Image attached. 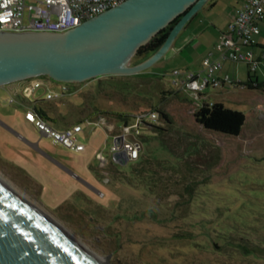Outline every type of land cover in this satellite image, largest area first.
<instances>
[{"label":"rangeland","instance_id":"rangeland-1","mask_svg":"<svg viewBox=\"0 0 264 264\" xmlns=\"http://www.w3.org/2000/svg\"><path fill=\"white\" fill-rule=\"evenodd\" d=\"M235 5L236 0H217L212 13L223 15ZM160 62L136 74L78 83L82 85L78 93L76 84L68 83L71 94L46 102L48 109H58V120L70 124L84 121L93 110L164 112L170 122L160 115L156 126L161 129L142 131L146 140L142 153L158 157L161 164L154 166L165 173L161 177L157 173L161 181L156 191L140 182L133 162L120 165L110 160L101 182L73 170L75 165H90L94 173L101 170L95 147L110 157V137L101 126L78 136L86 145L81 154L31 132L39 149L61 160L65 169H56L59 176L46 173L49 164L33 152L36 169L12 160L4 151L13 148L0 134V174L105 264H264V103L259 99L264 91L237 88L220 94L207 88L208 102L221 101L245 116V134H209L194 126V107L172 84L177 79L174 64L162 67ZM239 64L236 80H245V63ZM256 72L264 79L261 68ZM8 98L0 86V120L8 121L20 107ZM183 130L187 134H180Z\"/></svg>","mask_w":264,"mask_h":264},{"label":"water","instance_id":"water-1","mask_svg":"<svg viewBox=\"0 0 264 264\" xmlns=\"http://www.w3.org/2000/svg\"><path fill=\"white\" fill-rule=\"evenodd\" d=\"M208 0H124L62 33L0 31V86L46 76L78 84L131 75L160 60ZM162 45L129 65L137 50L178 17ZM115 162L127 163L122 152ZM0 264H98L0 174Z\"/></svg>","mask_w":264,"mask_h":264},{"label":"built area","instance_id":"built-area-1","mask_svg":"<svg viewBox=\"0 0 264 264\" xmlns=\"http://www.w3.org/2000/svg\"><path fill=\"white\" fill-rule=\"evenodd\" d=\"M123 1L0 0V31L62 33ZM263 18L264 0H242V4L235 10L227 31L220 35L214 45L217 55L213 56L212 52H209L195 70L172 71L173 75L177 76L181 89L199 102L207 88L237 87V81L230 75L218 74L225 61L233 64L245 63L248 71L253 74L261 68L264 74V50L255 52L256 37L259 34L258 24ZM39 88L45 91V101L60 99L69 92L68 83L38 76L25 79L16 94L21 98L36 101L38 100L36 91ZM8 101H15L14 96L9 95ZM24 118L33 125L41 137L52 139L72 151H82L85 148L84 143L78 139L83 133L84 126L105 125L106 134L110 137L108 154L111 161L116 163L113 154L122 152L129 163L138 158L142 148L143 123H155L157 114L153 111L135 113L130 121L120 124L109 122L99 116L62 129L53 127L48 120L37 115L33 106L27 108ZM95 159L99 163V168L103 170L107 164L105 154L97 151Z\"/></svg>","mask_w":264,"mask_h":264},{"label":"crops","instance_id":"crops-1","mask_svg":"<svg viewBox=\"0 0 264 264\" xmlns=\"http://www.w3.org/2000/svg\"><path fill=\"white\" fill-rule=\"evenodd\" d=\"M217 0H208L202 9L198 11L196 14H194L191 19L185 24L183 29L178 33L176 38L174 39L171 47L168 49L166 54L160 59L161 66L163 67V63H173L174 66L172 69H180L182 71L186 70H195L199 67L201 64L203 58L208 55L209 52H212L213 56L217 55L216 50L214 49L215 43L218 41L220 35L227 31L229 24L231 23L235 10L242 4V0H236V5L233 6L230 10H228L226 13L221 15L222 13L215 14L212 13L213 8L216 6ZM212 14V15H211ZM211 15L212 17L209 18L208 16ZM259 34L256 37L257 40V46L255 48V52H259L260 50L264 49V18L259 22ZM158 60V61H160ZM246 66V64H245ZM171 69V70H172ZM246 78L248 75V69L246 66ZM240 64H233L229 61H225L223 63V68L221 71L218 72L219 75L222 74H228L230 75L235 81L243 82L246 80H236V77H240ZM251 75H254V79L257 80L258 83H264V79H261L260 76L257 75V72L255 74L250 73ZM177 78V77H175ZM25 80L13 82L10 84H6L3 86V88L7 91L8 95H13L15 98V101L19 104V109L16 111L15 116L10 117L8 121L0 120V134L4 138L6 143L10 144V147L13 149H6L4 153L9 155L12 160L19 163L20 165L23 164L25 166L26 163L28 164H36V160L32 158L31 152H33L36 156L40 157L43 162H46L47 167L46 173H52L56 176H59V173L56 172V169H60V167H63L61 165V160L57 158H53L49 155H47L45 152H43L38 147L37 141L32 138V131L38 132L32 124H30L25 118L24 114L28 107H31L33 105L39 106L38 103H35V100L31 99H24L21 98L16 92L18 89L24 84ZM173 85L177 86V88H181L178 78L175 81H171ZM74 88L77 90L76 93H78V90H81L82 85L76 84ZM243 89L244 87L237 86V87H221V88H215L216 90H219V93L222 94L223 90L230 91L231 89ZM214 90V89H213ZM264 89L262 90V92ZM44 89L39 88L36 91V98L43 100V102H47L44 100ZM71 94V91L67 94H65L61 99L63 100L66 95ZM207 96L205 91L202 93L200 100L201 101H207ZM264 103V95L263 98H259ZM216 102V101H214ZM221 102V101H219ZM222 103V102H221ZM261 105V104H260ZM44 109V106H42ZM45 113L53 119L52 121H49L53 127L57 129H62L67 126L72 125L73 123H65L64 120H58L59 111L58 109L49 107V109L44 110ZM95 112H99V110H93V113L90 115L85 116L84 119H96L99 115ZM107 113V112H106ZM110 117V116H109ZM83 120V119H82ZM82 120H78L81 121ZM73 121V120H72ZM115 123V122H114ZM86 130V132L89 131V133H93L95 131V126H84L83 132ZM104 131L106 134V127L105 125H101V131ZM103 132V133H104ZM107 136V134H106ZM51 140V139H50ZM53 141V140H52ZM56 145L67 149L57 142L53 141ZM106 143H104L103 147ZM85 145V144H84ZM86 145L84 150L82 151H72L76 154H81L85 152ZM100 151L99 147H95L93 150V153ZM25 155L28 156L24 159H22L20 156ZM107 157V164L106 167L111 160L110 157ZM110 158V159H109ZM96 160V159H95ZM32 169H36L37 165H33ZM64 168V167H63ZM65 169V168H64ZM92 167L89 165L88 167H84L82 165H75L74 171H76L80 176L84 178H91V179H97L98 181H103V176L108 173V171L100 170L98 172H93ZM99 170V168H98ZM32 171V170H31ZM72 174V172H70ZM34 175L37 177H40L38 174L35 173ZM73 175V174H72ZM69 176V175H68ZM80 181L86 183L84 180L80 179V177H76ZM94 179V180H95ZM85 196V194H81Z\"/></svg>","mask_w":264,"mask_h":264},{"label":"trees","instance_id":"trees-1","mask_svg":"<svg viewBox=\"0 0 264 264\" xmlns=\"http://www.w3.org/2000/svg\"><path fill=\"white\" fill-rule=\"evenodd\" d=\"M182 15L183 13L180 14L175 19H173L170 22V24H168L163 29H161L155 36H153L147 43L142 45L137 50L136 54L134 55L135 58L134 64H137L142 60H144L145 58H147L148 56H150L162 45L167 35L169 34L171 28L177 23V21ZM109 76H114V75H109ZM254 77L255 76L251 75L250 72L248 71V75L245 81L243 82L237 81L238 86H242L250 90L262 91L264 89V83H258L257 80L254 79ZM185 98L187 101H189L191 106L194 107L193 112L191 114L192 123L194 124V126H197L201 130H203V132L213 135L224 134L229 136H238L241 134H245V129L242 130L243 125L245 123V116L242 112L225 107L223 103L219 101L208 102V101L200 100L199 102H197L191 97H189L187 93ZM35 103L39 104L38 107L33 105V109L35 113L39 116H42L44 119L48 121H52L53 119H51L44 111L48 109V106L50 105L46 104V102H43V100L40 99L36 100ZM42 106H44V109L42 108ZM148 111L156 112L157 119L155 123H143V131L145 133H152L156 129L158 130L161 129L160 127L156 126V123L159 121L160 115L166 122H170V120L168 119L167 115L164 112L157 111L155 108ZM140 112H145V111H138L136 113H140ZM95 113L101 117H104L107 121L115 122V123L116 122L127 123L128 121H130L131 116L134 115V114H122V113H106L104 111H99ZM80 122L81 121H77L73 124H77ZM145 133H142L141 135L142 148L140 150L138 158L132 164V169L134 174L135 173L138 174L137 178L140 180V182L144 181V183H147L149 187L155 188V186L158 185L159 182L161 181V178L159 179L157 177V173L159 174L160 177L162 175L164 176L165 173H160V170L156 166H154L155 162L160 163L158 157H156L155 155L149 156L146 153L145 154L142 153L143 144L146 141L144 138ZM153 133H155V131ZM180 134H187V132L183 130L182 133ZM170 152L168 154L170 155L173 154L174 156L172 155V157L177 158L175 152L173 153ZM165 163L167 162L165 161ZM162 170L163 172H165L167 169L163 168ZM135 183L137 184L138 182L136 181ZM156 190L157 189L155 188V189H151L150 191H156Z\"/></svg>","mask_w":264,"mask_h":264},{"label":"bare ground","instance_id":"bare-ground-1","mask_svg":"<svg viewBox=\"0 0 264 264\" xmlns=\"http://www.w3.org/2000/svg\"><path fill=\"white\" fill-rule=\"evenodd\" d=\"M41 210V209H40ZM42 211V210H41ZM43 212V211H42ZM44 213V212H43ZM47 217H49L53 222L58 224L64 231L65 233L69 236V238L77 245L78 248H80L84 253L88 254L96 263L98 264H105L102 258L98 257L97 255L93 254L90 250H88L82 243L74 237L65 227H63L58 221L53 219L51 216L48 214L44 213Z\"/></svg>","mask_w":264,"mask_h":264},{"label":"clouds","instance_id":"clouds-1","mask_svg":"<svg viewBox=\"0 0 264 264\" xmlns=\"http://www.w3.org/2000/svg\"><path fill=\"white\" fill-rule=\"evenodd\" d=\"M133 155H135V154H133Z\"/></svg>","mask_w":264,"mask_h":264},{"label":"flooded vegetation","instance_id":"flooded-vegetation-1","mask_svg":"<svg viewBox=\"0 0 264 264\" xmlns=\"http://www.w3.org/2000/svg\"><path fill=\"white\" fill-rule=\"evenodd\" d=\"M134 58V57H133ZM135 62V61H134Z\"/></svg>","mask_w":264,"mask_h":264}]
</instances>
